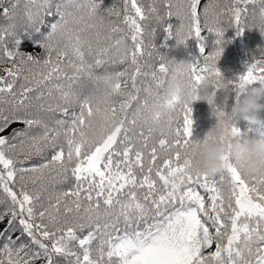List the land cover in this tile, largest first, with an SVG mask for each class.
I'll list each match as a JSON object with an SVG mask.
<instances>
[{
	"label": "snow or ice",
	"instance_id": "snow-or-ice-1",
	"mask_svg": "<svg viewBox=\"0 0 264 264\" xmlns=\"http://www.w3.org/2000/svg\"><path fill=\"white\" fill-rule=\"evenodd\" d=\"M19 3L0 0V15L13 20ZM257 4L264 22V0H153L147 9L124 0L131 47L117 59L110 53L121 29L98 14L96 0H26L40 38L23 35L42 52L21 51L15 24L0 28V133L23 125L0 135V264H264V180L232 163L216 176L202 172L195 148L205 137L192 138L191 106L166 91L176 62L158 54V66L141 63L149 47L157 51L155 28L153 43L145 41L153 20L165 21L177 44L196 40L202 62L191 63L189 78L208 81L213 115L228 117L216 93L230 89L238 102L264 81V59L225 81L221 25L226 19L242 35ZM49 15L58 19L44 34ZM205 31L216 36L215 51H206ZM229 131L245 133L235 120Z\"/></svg>",
	"mask_w": 264,
	"mask_h": 264
},
{
	"label": "trees",
	"instance_id": "trees-1",
	"mask_svg": "<svg viewBox=\"0 0 264 264\" xmlns=\"http://www.w3.org/2000/svg\"><path fill=\"white\" fill-rule=\"evenodd\" d=\"M140 2L145 6L153 3V0H140ZM175 2V0H174ZM209 0H202V5L204 3H208ZM221 6L224 5L225 0H219ZM12 3H15V0H2L3 6L10 7ZM98 7V14L105 18V20H111L116 25L119 26L121 31L116 35L126 34L127 37L130 36L129 28L126 24L123 23V15H124V0H96ZM162 3V0H157V5ZM25 4L26 0H20L19 5L16 8V16L13 20H6L0 15V28L9 27L12 24L16 25V31L21 33L22 39V47L21 51L27 53H41L42 49L33 45L31 40L26 39L24 37L25 31H27L33 39H39V33H36L32 27L28 26V22L25 16ZM259 4L255 5L256 15H249L247 24L248 27L244 31L242 35H237L236 31L233 27H229L227 25V20L225 19L223 26L225 28L224 33V43L219 45L223 49L222 55L220 56L217 68L222 74L225 81H235L240 77V75H244L248 69V67L254 62L255 59H264V34L261 33L262 20L259 16L258 9ZM113 9V12L110 13L108 10ZM2 7H0V13H2ZM130 10V9H129ZM131 11V10H130ZM115 13H119V16L115 15ZM84 15L87 19L88 11L85 9ZM58 17L55 16H47L45 17L44 24L40 28V31L44 34H47L49 28L47 25L55 22ZM93 23L99 24V20L93 18L91 21ZM170 25L178 26L179 21H177L174 17L168 21ZM166 26V22L162 21L157 23L153 20L151 23L146 25V34L145 41L146 44H152L153 38L150 35L151 29H156V37L154 40V46L157 51H154L151 47L147 49V51L153 52L151 58L147 55L141 60V63L144 61H148L154 66H158L159 64V55L164 57L169 61H175L176 63L180 62H191L197 63L202 62V57L199 51V45L196 40H189L186 44H177L174 38H169L167 33L164 32V27ZM111 27L110 24L105 23V25L100 27V31L102 35L108 34V28ZM94 37V31L88 33ZM206 37L207 52L215 51L218 45L216 44V36L214 34H209L207 31L203 33ZM11 37H9V42H11ZM129 48L131 47L130 39L127 40ZM256 48V52L258 51L259 55L256 56L253 60L251 57H254L255 52L253 54V49ZM111 54V53H110ZM159 54V55H158ZM253 54V55H252ZM235 55L236 58H239L240 63H235L233 58ZM232 62V63H231ZM243 65H240V64ZM7 65L0 66V75H3V67ZM109 71L123 70L127 65H106L105 66ZM242 69V70H241ZM104 68L97 69L98 72H102ZM148 70V69H145ZM238 71V72H237ZM150 83V81H148ZM139 83V81H138ZM143 87V85H141ZM144 93L141 92V98H143ZM235 104V93L229 90H222L216 93L215 97V107L218 109H222L228 113L231 112L233 105ZM192 109V138L194 140H203L208 130L213 127L216 123V118L213 115V107L207 103V101H197L190 105ZM135 107V105H134ZM231 108V109H229ZM238 126L241 128L243 132H247L249 137H257L264 139V113L261 114L260 120L255 124L249 127L246 122H238ZM23 125L21 124H12L5 132L0 133V135H9L14 128H21ZM249 129H251L249 131ZM160 161H158L159 163ZM218 179V176H217ZM67 187V185H65ZM226 187V182H225ZM203 193V190H200ZM7 225V220L4 223H0V231H2ZM12 238L15 239L20 235L18 226L17 230H14L12 233ZM27 238H25L26 242ZM42 264V262H41Z\"/></svg>",
	"mask_w": 264,
	"mask_h": 264
},
{
	"label": "clouds",
	"instance_id": "clouds-1",
	"mask_svg": "<svg viewBox=\"0 0 264 264\" xmlns=\"http://www.w3.org/2000/svg\"><path fill=\"white\" fill-rule=\"evenodd\" d=\"M126 34L117 36L111 48L114 58H122L128 52ZM167 94L175 97L179 104L191 105L197 101L212 99L208 81L196 84L190 80L191 62L169 64ZM264 113V81L248 85L246 92L236 102L228 117L216 120L205 135L204 140L195 148L199 166L208 176L222 173L229 163L234 164L243 174L257 181L264 180V139L234 135L229 129L233 121L255 125Z\"/></svg>",
	"mask_w": 264,
	"mask_h": 264
},
{
	"label": "rangeland",
	"instance_id": "rangeland-1",
	"mask_svg": "<svg viewBox=\"0 0 264 264\" xmlns=\"http://www.w3.org/2000/svg\"><path fill=\"white\" fill-rule=\"evenodd\" d=\"M255 50H257V49H256V48L253 49V54H254V52H255V54H254L255 56H254V57H251L252 60H253L256 56L259 55L258 51L256 52ZM253 54H252V55H253ZM233 58H235V59H233V61H234L235 63H240L239 58H236L235 55H234ZM231 63H232V62H231ZM240 65H243V64L241 63ZM241 70H242V69H241ZM237 72H238V71H237ZM240 76H242V74H241ZM229 109H231V108H229Z\"/></svg>",
	"mask_w": 264,
	"mask_h": 264
}]
</instances>
